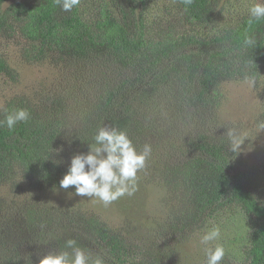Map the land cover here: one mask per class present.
Wrapping results in <instances>:
<instances>
[{"label":"trees","instance_id":"16d2710c","mask_svg":"<svg viewBox=\"0 0 264 264\" xmlns=\"http://www.w3.org/2000/svg\"><path fill=\"white\" fill-rule=\"evenodd\" d=\"M152 1L81 0L66 13L56 0H0V75L17 81L10 45L27 62L65 70L41 92L0 106V120L13 109L30 112L14 129L0 127V264H39L52 253L42 246L57 241L53 251L70 252L68 239L90 264H181L172 248L178 234L185 239L240 214L251 226L237 246L243 259L233 264H264V200L246 180L241 152L230 151L235 127L221 118L226 82L263 78L264 20L249 23L250 5L232 0L187 8L182 0ZM102 126L126 131L138 150L152 146L138 180L162 191L155 239L134 241L133 231L84 203L46 195H75L59 181ZM229 259L226 252L222 262Z\"/></svg>","mask_w":264,"mask_h":264},{"label":"rangeland","instance_id":"374dc122","mask_svg":"<svg viewBox=\"0 0 264 264\" xmlns=\"http://www.w3.org/2000/svg\"><path fill=\"white\" fill-rule=\"evenodd\" d=\"M168 1L170 0H153L150 7L155 5L161 7L164 2ZM232 1H234L237 8L244 4L251 7L258 2V0ZM6 53L9 55L10 63L17 71V81H13L8 76L0 75V106L5 103L7 98L12 96L35 95L37 92H41L52 84L56 75L65 73V70L59 65L25 61L21 57L20 50L14 45H10ZM224 91L226 99L221 108V118L224 122L230 124L232 128L235 127L238 132L249 137L242 147L240 161L242 167L248 172L247 182L262 201L264 200V131L260 132L257 128V122L259 121L258 115L264 110V72L259 85H255L247 79L229 81L224 84ZM77 153L83 152H76L70 158ZM46 195L51 201L57 203L67 201L84 203L87 207L99 212L102 218L106 219L115 228L122 225L123 228L133 231L136 238L131 239L134 241L135 239L139 241L146 234L150 235V232L154 230L153 218L160 217L162 219L164 217V207L161 202L162 191L152 186H145L139 180L137 190L133 195H125L108 206H105L98 199L76 196L71 193L66 194L60 190L51 191ZM82 200L85 202H81ZM214 224L221 229V238L214 243L222 244L230 257L228 263L222 262V264H233L242 260L243 248L238 251L237 246L244 245L245 236L251 226L245 216L240 214L238 217L217 218ZM212 227L207 226L185 239L178 234L172 244V248L176 252L175 258L181 264H206L204 246L200 244V238ZM150 236L155 239L156 233ZM236 238L237 240H234ZM55 246H57V241ZM55 246L54 244H46L45 247H41V250L52 253L60 252L57 249L52 250ZM77 246L81 247V245ZM211 246H214V244ZM27 248L28 243L22 246V257L27 256Z\"/></svg>","mask_w":264,"mask_h":264},{"label":"clouds","instance_id":"9594fccd","mask_svg":"<svg viewBox=\"0 0 264 264\" xmlns=\"http://www.w3.org/2000/svg\"><path fill=\"white\" fill-rule=\"evenodd\" d=\"M64 12H71L80 5L81 0H56ZM194 0H182L190 6ZM249 23L264 20V0H258L248 10ZM245 43L253 46L254 37L246 38ZM30 119L28 109H13L7 112L0 127L14 129L20 122ZM260 132L264 131V121L257 122ZM230 151L239 154L248 139L243 133L235 129L228 130ZM152 154V146L145 144L138 150L128 133L115 126H102L89 143L87 153H77L72 156L68 171L59 181V187L69 189L75 187V195L98 199L105 206L112 204L119 198L131 196L137 190L138 173L144 170ZM58 163V162H57ZM221 238V229L214 225L200 238V244L206 256V264H222L226 250L222 244L214 243ZM214 246H211L213 245ZM65 248L71 251L49 253L40 259L39 264H90V257L85 250L77 246L75 239H68ZM95 264H99L96 261Z\"/></svg>","mask_w":264,"mask_h":264}]
</instances>
